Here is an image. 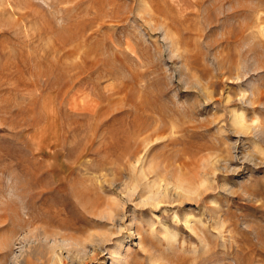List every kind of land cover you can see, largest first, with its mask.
Wrapping results in <instances>:
<instances>
[{"label":"rangeland","instance_id":"obj_1","mask_svg":"<svg viewBox=\"0 0 264 264\" xmlns=\"http://www.w3.org/2000/svg\"><path fill=\"white\" fill-rule=\"evenodd\" d=\"M0 264H264V0H0Z\"/></svg>","mask_w":264,"mask_h":264}]
</instances>
